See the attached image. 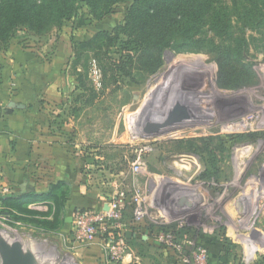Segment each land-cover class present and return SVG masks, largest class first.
Segmentation results:
<instances>
[{
    "label": "rangeland",
    "instance_id": "rangeland-1",
    "mask_svg": "<svg viewBox=\"0 0 264 264\" xmlns=\"http://www.w3.org/2000/svg\"><path fill=\"white\" fill-rule=\"evenodd\" d=\"M129 5L130 1L118 4L99 21L93 19L84 6L83 25L75 27L76 23L68 21L61 29L39 37L38 41L46 45L47 50H71L67 57L68 71L74 76L75 90L59 108L62 116L58 121L64 129L73 123L66 137L86 160L81 181L86 186L73 190L65 185L58 192L59 202L29 204L27 211L6 207L0 202V225L48 239L63 257L60 264H121L106 257L103 239L88 244L77 239L73 222L79 211L87 207L70 212L68 200L76 194L99 200L98 194L103 197L100 201L112 206L117 198L123 197L126 198L120 221L123 228L129 229L132 222L140 239L142 235L148 236L143 244L148 257L138 256V249L128 244L136 254L134 264H195L184 259L189 252L179 253L155 242L166 228L183 232L180 237L184 242L205 248L208 264L213 242L217 241L218 248L223 249L226 240L231 243L234 264L239 259L253 264L260 253H264V26L245 25L232 8L231 33L223 37L211 32L206 34L217 45H229L233 55L240 49L243 61L255 72L247 85L220 87L217 83L219 55L204 49L183 53L167 50L164 63L156 73L145 75L135 70L133 80L120 77L119 83L113 82L109 75L105 77L102 61L91 58L89 76H85L86 87L81 89L72 65V40L89 39L102 29L113 30L124 21ZM22 31L17 32L20 39L26 37ZM113 56L118 59L119 55ZM95 65L103 73L99 79L94 73ZM149 125H158L163 134H149L145 129ZM203 137L212 138L213 147L220 145L216 152L220 159L218 174L203 159L210 155L206 142L199 141ZM185 140L204 148L196 155L198 158L190 151L192 148H187ZM185 160L199 164L195 169L191 166L197 171L194 175L189 171L187 175L181 172ZM138 161L141 167L136 170ZM206 171L211 172L209 177L202 176ZM184 178L190 180L192 186L199 184L196 196L191 197L193 206L186 210L188 213L176 210V203L170 200L171 194L176 197L183 193L184 186H180L184 183L180 179ZM168 180L172 181V187L168 189L169 196L166 194L168 216L165 217L161 209L148 211L147 200L143 201L149 196L156 201L162 198L161 184ZM248 192L258 196L257 207L250 214L244 213L238 203L240 196ZM134 196H138L141 203L139 210L148 212L136 221L135 211L139 205ZM67 215H72L69 227L65 226ZM164 218H168V222H164ZM169 224L171 227L164 226ZM181 224L191 227H177ZM70 227L73 229L69 230ZM68 234L80 251L67 244ZM208 240L211 247L205 242ZM190 250H195L194 246Z\"/></svg>",
    "mask_w": 264,
    "mask_h": 264
},
{
    "label": "trees",
    "instance_id": "trees-1",
    "mask_svg": "<svg viewBox=\"0 0 264 264\" xmlns=\"http://www.w3.org/2000/svg\"><path fill=\"white\" fill-rule=\"evenodd\" d=\"M128 1L130 5L124 21L113 30L102 29L89 39L72 40V65L81 89L86 87L85 76H89L88 61L91 58L102 61L105 77L109 75L113 82L119 83L120 77L133 80L135 70L145 75L156 73L164 63L167 50L177 53L200 52L204 49L216 51L219 55L217 83L222 88L247 85L254 77L255 72L243 61L240 49H236L233 55L229 45H217L206 34L211 32L220 37L229 35L232 8L245 25L254 28L264 26V0H0V50L7 49L20 30L42 36L54 29H61L68 21L79 27L85 23L82 12L84 6L91 17L99 21L112 13L118 4ZM113 55H119L118 59ZM80 96L78 99H81ZM205 138L208 137L200 138L199 141L206 142L205 147L209 148L210 155L203 159L218 174L220 159L216 152L220 145L213 147L212 138ZM185 143L194 154L200 155L198 152L204 151L200 143L193 144L192 140H185ZM210 173L206 171L202 176L209 177ZM64 186V182L59 181L46 192L1 195L0 202L6 207L27 211L26 206L29 204L51 200L59 202L58 192ZM173 232L183 237L179 231ZM127 242L138 249L139 255H148L147 250L144 251L145 241L142 239L131 237L127 238ZM224 242L219 261L222 264H234L231 243H227V240ZM235 262L246 264L242 259ZM253 264H264V253H260Z\"/></svg>",
    "mask_w": 264,
    "mask_h": 264
},
{
    "label": "crops",
    "instance_id": "crops-1",
    "mask_svg": "<svg viewBox=\"0 0 264 264\" xmlns=\"http://www.w3.org/2000/svg\"><path fill=\"white\" fill-rule=\"evenodd\" d=\"M25 35L24 39H20L16 34L8 48L0 50V193L1 195L25 193L22 192L24 187L27 189L26 192H46L59 181L73 190L79 187L83 189L86 185L81 181L86 160L81 151L77 150L66 137L73 123L64 129L62 123L58 121L62 116L59 108L66 103V96L75 90L74 76L68 71L67 57L70 49L56 48L50 51L46 45L38 41L40 36L27 32ZM196 165L199 164L195 161L185 160L181 164L183 166L181 172L187 175L189 171L194 175L197 171H193L191 166L195 169ZM180 180L184 183L180 186L182 188L184 186L182 195L193 206L194 201L191 197L196 196L195 191L198 190L199 184L196 182V186H192L187 178ZM170 181L161 184L165 200L168 199L166 194L169 196L168 189L172 187ZM96 197L99 200L88 195L87 197L71 195L68 200L69 211L75 212L86 207L102 209L110 207L104 200L100 201L103 199L102 196L96 194ZM256 197L258 198L257 195ZM147 207L148 211L159 210L153 205L151 196L147 199ZM163 221L168 222L167 218ZM71 222L72 215L65 216V226L69 227L72 225ZM152 222L156 224L155 221ZM130 223L127 231H132L131 237L140 238L136 231L134 232L135 226ZM177 227L191 225L181 224ZM72 229L70 227L69 230ZM67 237L69 238L66 239L67 244L80 251V248H76L78 244L70 239V234L66 235ZM147 237L141 236L144 241ZM155 242L159 244L157 240ZM205 242L209 245V240ZM213 243L214 248L209 245L210 263L222 264L219 261L222 247L218 248L217 241ZM137 255L142 258L148 257L138 253ZM134 258L136 259L135 251L130 248L121 264H134Z\"/></svg>",
    "mask_w": 264,
    "mask_h": 264
},
{
    "label": "built area",
    "instance_id": "built-area-1",
    "mask_svg": "<svg viewBox=\"0 0 264 264\" xmlns=\"http://www.w3.org/2000/svg\"><path fill=\"white\" fill-rule=\"evenodd\" d=\"M93 68L97 78H101V71L98 66L95 65ZM97 84L101 85V81H98ZM140 167V162H136L135 169L138 170ZM134 198L138 201V196H134ZM162 198H159L158 201L153 199V205L155 207H158V209H161L160 211H162V215L167 217L168 214L165 208L167 200H162ZM183 198V195L180 193V195L176 197L173 195L170 200L176 203V210L182 213H186V210L190 209L192 205L190 204V202L181 204L180 201ZM125 200L126 198L123 197L117 198L112 203V206H110L109 209L101 208L100 210H94L87 208L80 210L79 213L75 216L73 222L74 231L78 240L84 241L88 244L96 241L97 239H103L106 257L117 262H122L124 255L130 251V247L127 243V230L123 228L124 226H122V224L120 223L121 217L123 216V207L125 205ZM146 200L147 199H145V201L143 202H146ZM138 205L139 207L135 211L134 221L143 218V216L148 213L145 210H139L141 206L140 201H138ZM156 240L163 247L166 246L167 248H170L179 253H182L183 251L189 252L190 254L185 253L186 255H189L184 257L185 261H187L188 263L193 261L195 264H208L207 262H205V259L207 260L208 258V253L205 248H203L201 245H192L191 242H184L182 238H180L173 231L168 230L161 233L160 235H158V238ZM191 246H194L195 250H190Z\"/></svg>",
    "mask_w": 264,
    "mask_h": 264
},
{
    "label": "water",
    "instance_id": "water-1",
    "mask_svg": "<svg viewBox=\"0 0 264 264\" xmlns=\"http://www.w3.org/2000/svg\"><path fill=\"white\" fill-rule=\"evenodd\" d=\"M145 129L152 135L163 134L158 125H149ZM26 190L24 187L22 192ZM256 201V195L248 192L239 198L238 203L244 213L250 214L257 207ZM187 202L185 197L180 201L181 204ZM126 234L131 237L132 231L128 230ZM62 261L61 253L48 239L11 231L0 225V264H60Z\"/></svg>",
    "mask_w": 264,
    "mask_h": 264
},
{
    "label": "flooded vegetation",
    "instance_id": "flooded-vegetation-1",
    "mask_svg": "<svg viewBox=\"0 0 264 264\" xmlns=\"http://www.w3.org/2000/svg\"><path fill=\"white\" fill-rule=\"evenodd\" d=\"M195 155H197V154H195Z\"/></svg>",
    "mask_w": 264,
    "mask_h": 264
}]
</instances>
